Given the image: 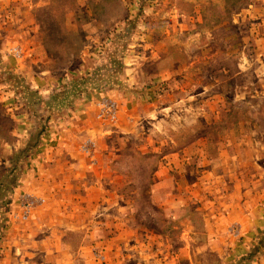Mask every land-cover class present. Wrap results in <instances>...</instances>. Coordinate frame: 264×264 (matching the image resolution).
Listing matches in <instances>:
<instances>
[{"label": "rangeland", "instance_id": "374dc122", "mask_svg": "<svg viewBox=\"0 0 264 264\" xmlns=\"http://www.w3.org/2000/svg\"><path fill=\"white\" fill-rule=\"evenodd\" d=\"M263 1L0 8V264H264Z\"/></svg>", "mask_w": 264, "mask_h": 264}, {"label": "crops", "instance_id": "0c3cea01", "mask_svg": "<svg viewBox=\"0 0 264 264\" xmlns=\"http://www.w3.org/2000/svg\"><path fill=\"white\" fill-rule=\"evenodd\" d=\"M33 0H1L0 2V8L1 9H7V8H10L11 6H13V8H20V7H23V8H27L31 3H32ZM13 4V5H12ZM261 5L263 6L264 5V1L263 3H261ZM251 12L255 17H259V19L263 20L264 22V7L263 8H259V7H254L251 11ZM12 17V16H9V15H5L4 17ZM4 17H2V20L3 21H6V19H4ZM12 19V18H11ZM10 18L8 20H11ZM13 20V19H12ZM264 40V39H262ZM12 119H13V122L16 124L15 125H18L20 122H19V119H18V116H11ZM82 120L80 121H77V124H79V127H76V128H63L62 130H65V132H61L60 130L54 134L55 136V139L58 140V149L55 151V154L58 155L57 157L53 158L47 165H46V168L49 169V184L50 185H65L69 182H72V177H69V173L73 172L74 170H78V169H81L84 168V166L82 165V162H66V161H62V160H59L58 158H60V156L67 152H72L73 151V148L75 145L73 144V142L71 141L72 139L75 138L76 134H78L79 132L81 131H87L89 130V128L86 126L88 125L89 123H87L88 121L92 120L90 117H85L83 116L81 118ZM0 127H2V123H1V120H0ZM16 130H18V128H16ZM51 138V137H50ZM69 145L71 147H69ZM19 146L18 143H16L14 146H11L9 144H4V143H1L0 144V151L2 150H6V149H17ZM72 154H75L74 152H72ZM85 169V168H84ZM68 173L66 176L65 174ZM73 177L75 175V173L72 174ZM79 178H75L74 180L77 181ZM81 179V178H80ZM73 181V182H75ZM83 182V181H82ZM14 247L16 249L22 247L20 244H14ZM13 248V247H12ZM47 256L44 255V258ZM26 260V259H24ZM29 260H31V258H28L27 261L29 262ZM1 264H4L3 262H1Z\"/></svg>", "mask_w": 264, "mask_h": 264}, {"label": "built area", "instance_id": "2783aa9c", "mask_svg": "<svg viewBox=\"0 0 264 264\" xmlns=\"http://www.w3.org/2000/svg\"><path fill=\"white\" fill-rule=\"evenodd\" d=\"M116 112L117 108L114 106V104L106 103L105 106L102 108V111L100 113V117L102 119H115L116 118ZM26 216L23 215L22 218L24 219Z\"/></svg>", "mask_w": 264, "mask_h": 264}]
</instances>
